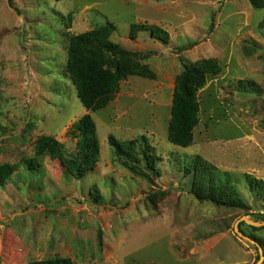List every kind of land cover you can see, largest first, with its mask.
I'll return each instance as SVG.
<instances>
[{
	"label": "rangeland",
	"instance_id": "rangeland-1",
	"mask_svg": "<svg viewBox=\"0 0 264 264\" xmlns=\"http://www.w3.org/2000/svg\"><path fill=\"white\" fill-rule=\"evenodd\" d=\"M258 2L14 0L18 13L0 0V166H18L0 185V264H257L258 248L234 229L240 218L264 214L246 180H264V0ZM108 22L116 26L111 41L149 54L140 62L153 78L130 76L106 108L87 111L66 71L69 40ZM133 25L158 27L166 39L148 30L132 39ZM207 60L220 72L198 92L192 146H175L168 130L177 79L185 64ZM87 114L100 146L94 170L77 179L62 159L35 158L41 136L63 144L65 158L76 156L72 125ZM110 137L132 142L140 162L146 150L156 172L125 168ZM195 161L225 173L242 205L196 198L193 174H186ZM245 231L264 249V226Z\"/></svg>",
	"mask_w": 264,
	"mask_h": 264
},
{
	"label": "trees",
	"instance_id": "trees-1",
	"mask_svg": "<svg viewBox=\"0 0 264 264\" xmlns=\"http://www.w3.org/2000/svg\"><path fill=\"white\" fill-rule=\"evenodd\" d=\"M255 7H260L258 0H251ZM9 4L18 12L14 0ZM150 31L152 36L163 39L165 32L158 27L133 25L130 37L135 39L140 31ZM116 26L110 22L93 30L73 35L69 40L68 61L66 71L76 88L77 98L87 111H98L106 108L120 91V83L130 76L153 78L146 65L140 60L149 57V54L130 52L121 45L111 41ZM166 39V38H164ZM182 46L179 52L183 53L193 47ZM183 61V60H182ZM220 72L219 65L212 60L202 61L197 65H184V72L178 77L173 94L171 119L168 130V140L175 146L187 148L194 141V129L199 123L200 102L198 92L205 86L209 76ZM72 130L79 138L78 154L70 159L64 156L63 144L55 138L41 136L36 140L35 158L49 155L52 158L62 159L68 170L77 179L83 178L89 171L94 170L100 154V146L96 134V126L90 115H84L72 125ZM115 154L123 160L124 167L133 173L140 174L141 167L156 172L155 161L146 150L142 151L144 162L134 156L132 142H118L109 138ZM34 164L27 162V169L34 170ZM18 168L17 165L3 164L0 166V185L4 186ZM186 174H193L190 191L199 200L227 205H242V198L238 189L231 180L218 170L201 165L195 161ZM250 189L258 199L264 202V180L250 175L246 177ZM97 204L102 203L101 197L94 195ZM250 215V214H246ZM254 222L264 221V214H259ZM255 227L242 222L240 231L256 240L245 231ZM28 264H75L70 259H50L33 261Z\"/></svg>",
	"mask_w": 264,
	"mask_h": 264
},
{
	"label": "water",
	"instance_id": "water-1",
	"mask_svg": "<svg viewBox=\"0 0 264 264\" xmlns=\"http://www.w3.org/2000/svg\"><path fill=\"white\" fill-rule=\"evenodd\" d=\"M241 222H245L246 224L250 225V226H253V227H262L264 226V221L263 222H254L252 220H248L246 216L240 218L238 220V222L236 223V226H235V232L236 234L243 240L255 245L259 252H260V259L259 261L257 262V264H261L263 261H264V249H263V246L257 242L256 240L252 239L251 237L245 235L243 232L240 231V229L238 228V225L241 223Z\"/></svg>",
	"mask_w": 264,
	"mask_h": 264
}]
</instances>
